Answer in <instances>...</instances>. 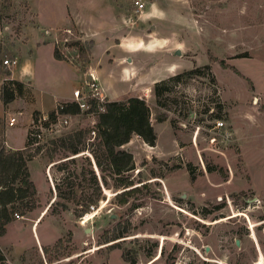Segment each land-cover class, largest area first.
<instances>
[{"label":"rangeland","instance_id":"obj_1","mask_svg":"<svg viewBox=\"0 0 264 264\" xmlns=\"http://www.w3.org/2000/svg\"><path fill=\"white\" fill-rule=\"evenodd\" d=\"M48 1L66 14L53 34L73 32L61 59L98 69L120 99L144 97L156 139L133 133L121 145L132 166L119 175L95 163L97 139L87 146L84 135L77 152L37 144L44 187L14 202L23 216L0 237V264H264V0H146L141 11L132 0H2L0 17L18 32L48 18ZM66 70L67 87L83 76ZM124 176L134 187L120 203Z\"/></svg>","mask_w":264,"mask_h":264},{"label":"trees","instance_id":"obj_2","mask_svg":"<svg viewBox=\"0 0 264 264\" xmlns=\"http://www.w3.org/2000/svg\"><path fill=\"white\" fill-rule=\"evenodd\" d=\"M54 55L57 58H62L55 48ZM154 83L153 90L155 94H158L161 90L159 84L165 83V80H156ZM23 86L24 84L18 79H5L0 88L2 101L7 103L21 92L29 90ZM104 107V111L99 112L96 123V139L99 150L93 152V157L98 166L105 165L102 166V169L119 175L132 166V153L122 148L121 145L126 143L133 133L138 134L144 141L153 145L156 132L149 118V105L142 96L130 95L125 99H107ZM64 110L75 112L77 107L73 102H69ZM38 111H33L32 115ZM48 111L51 112L52 109ZM3 121L4 118L0 117V123ZM86 133L87 128L74 129L50 140V142L55 144L60 141L64 149L77 152L82 148L80 144L83 142V136ZM30 142L31 138L27 133L25 144L21 148L13 149L0 143V235L5 233L6 224L12 219L14 202L25 197L27 192L34 193L35 191V184L29 177L27 160L39 152L40 146L32 147L29 145ZM51 150L49 148L50 153ZM131 181L128 176L119 178L117 183L124 184V187L115 194L118 202H125L126 195L133 190L134 186L126 188L132 183ZM91 200L93 201L94 198ZM33 207L31 205L29 209ZM60 242L61 238H58L54 245H58ZM43 248L46 250L47 246H43ZM4 259L5 254L0 247V261ZM131 261L133 262V260Z\"/></svg>","mask_w":264,"mask_h":264},{"label":"crops","instance_id":"obj_3","mask_svg":"<svg viewBox=\"0 0 264 264\" xmlns=\"http://www.w3.org/2000/svg\"><path fill=\"white\" fill-rule=\"evenodd\" d=\"M48 3L49 5L47 6L48 10L50 11L48 18L41 19L39 13H37L36 21H23L18 32L14 31L10 26V23L8 24L7 21L0 17V55L4 54V57L17 58V63L13 65L3 64L0 60V88L3 81L7 78L20 80L24 84V88L26 85H29V90L21 92L7 103H4L0 96V117L5 118L12 108H18L19 106V108H24L28 112L26 121L22 123L21 128L20 126L17 128L18 130L21 129V141H17L18 139L16 130L10 128V126L13 125H7V127L3 130L2 135L5 139L6 146L9 148L15 149L24 146L27 138L28 124L31 120L33 111L52 109L55 106L56 100H71L73 88L79 85L80 82L87 77L86 72L83 73L71 62L55 57L53 42L54 34L52 29L66 24V14L61 15L60 13H57L55 4L54 7H52L49 1ZM1 6L2 0H0V9ZM149 13H151V11L143 10L138 15L140 17H149L148 15H152ZM45 28L50 29V32H44ZM127 40L129 39L124 38L123 43L131 42H128ZM134 41L136 40H132V42ZM109 45H112V43L108 42L107 46ZM128 47L131 48V46ZM120 66L124 68L129 67L125 65ZM68 67H74L83 74L82 78H80L78 81L70 82V87H67L69 76L68 70L66 69H68ZM177 69L178 67L174 65L173 68L168 70L167 73H172ZM88 71H92L100 79L98 69L91 66ZM160 77L164 76L153 78V81L155 79H160ZM99 81L105 94L110 96L109 99H120V97L115 96L116 90L114 89V85L111 83L103 84L101 80ZM151 84L152 83H150L148 86L149 91L151 90ZM38 86H43V90H41L40 93L37 91ZM131 94L140 95L139 93L136 94L135 92ZM22 109L19 110L22 112ZM27 167L29 171V177L34 182L35 187L37 188L40 195L42 193V188L44 187L43 183L41 182L40 157L35 155L31 159H28ZM30 216L31 217L29 218H31V220H35L36 222L32 224V222L29 221L31 228L34 229L36 228L37 220L39 218L38 212L37 214L33 216L31 214ZM19 222L20 220L18 218L13 220L11 219L6 224L5 233L10 223ZM2 235H0V237ZM37 242L40 243L38 234L36 235V243ZM29 244L35 243L31 242Z\"/></svg>","mask_w":264,"mask_h":264},{"label":"built area","instance_id":"obj_4","mask_svg":"<svg viewBox=\"0 0 264 264\" xmlns=\"http://www.w3.org/2000/svg\"><path fill=\"white\" fill-rule=\"evenodd\" d=\"M135 11H141L146 5V0H132ZM71 27H63V37L59 36V32L54 35V48L62 57H67V48L72 46L70 43L73 39ZM55 31H58L55 29ZM44 32H50V29L45 28ZM79 37L76 36V39ZM2 63L6 65H13L17 63V58L4 57ZM109 99L107 94L102 89L99 78L92 71H87V77L75 86L72 90L71 100H56L52 111L39 110L32 115L28 124V135L31 138L30 146L34 147L40 142H49L58 136L71 131L66 130L71 124H75L74 129L87 128L85 135V143L87 146L92 145L96 139V123L98 121V114L104 111V103ZM69 102H73L77 110L75 112L65 111L64 108ZM18 110L15 114L9 115L6 119L7 125H14L17 122L18 116L21 114ZM223 125L222 120H217L215 126ZM72 129V130H74ZM5 144V140H2ZM87 148V147H86ZM86 150V149H85ZM88 150V148H87ZM94 204H90L93 208ZM14 217L21 218L23 215L14 210Z\"/></svg>","mask_w":264,"mask_h":264},{"label":"bare ground","instance_id":"obj_5","mask_svg":"<svg viewBox=\"0 0 264 264\" xmlns=\"http://www.w3.org/2000/svg\"><path fill=\"white\" fill-rule=\"evenodd\" d=\"M94 213H90V212L86 213V215L84 216L83 220L84 221L88 220V218H90Z\"/></svg>","mask_w":264,"mask_h":264},{"label":"water","instance_id":"obj_6","mask_svg":"<svg viewBox=\"0 0 264 264\" xmlns=\"http://www.w3.org/2000/svg\"><path fill=\"white\" fill-rule=\"evenodd\" d=\"M176 53H180V49L179 48L176 49Z\"/></svg>","mask_w":264,"mask_h":264}]
</instances>
